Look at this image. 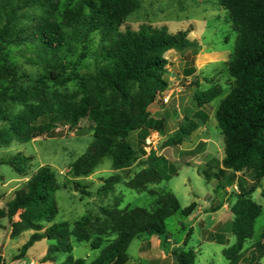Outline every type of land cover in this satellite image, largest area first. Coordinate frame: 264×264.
I'll list each match as a JSON object with an SVG mask.
<instances>
[{
	"label": "trees",
	"instance_id": "trees-1",
	"mask_svg": "<svg viewBox=\"0 0 264 264\" xmlns=\"http://www.w3.org/2000/svg\"><path fill=\"white\" fill-rule=\"evenodd\" d=\"M129 5V0H0L2 147H9L14 141L26 143L45 135L53 137L61 121L75 128L82 119H88L93 141L73 163L75 177L92 174L106 157L112 159L113 170L120 171L132 165L138 151L147 155L143 145L137 151L129 137L138 131L139 140L144 143L150 131H165L166 118H152L149 107L161 100L169 87L165 78L169 65L166 53L188 51L192 58L188 55L186 64L194 65L200 44L189 37L191 30L171 33L166 26L150 23L133 29L127 24ZM219 6L228 12L237 35L228 65L235 83L216 114L225 142L222 167L217 172L206 169L202 174L207 181L228 179L230 184H237L234 202L226 201L233 216L231 234L235 241L223 249V255L229 264H261L264 229L258 242L247 249L245 244L253 239L256 220L263 213V206L253 200L252 194L264 179V0H219ZM93 35L99 36L95 70L80 74ZM12 46L23 54L30 53L28 63L43 70L30 87L18 82L21 66L9 56ZM72 81L79 84V98L74 107L65 109L61 97L46 90L49 84L65 86ZM222 93L220 86H212L195 96L199 110L184 117L171 145L182 144L198 129L199 121H208L209 115L202 108ZM147 157L146 167L128 182V187L138 192H146L148 184L169 181L177 174L164 156L151 151ZM31 161L32 157L17 154L0 164H8L17 174L26 176ZM169 169L172 174L166 173ZM245 172L253 179L248 187L237 177V173ZM120 182L119 174L108 177L99 196L114 193ZM60 188L52 168L42 166L0 208V220H9L11 238L33 231L18 259L36 242L47 239L53 244L44 262L56 263L57 255L64 253L67 257L60 264H127V251L134 239L165 236L167 219L177 213L187 218L195 210L194 203L183 209L172 192H153L156 200L152 210L121 209L116 203L100 206L96 214L86 213L73 225L53 223L59 214L56 192ZM261 195L264 197V190ZM203 236L222 246L230 242L223 233L204 230ZM189 237L190 234L187 241ZM105 240L108 244L103 247ZM74 241L88 242L100 250L99 255L92 261L75 258ZM174 255L177 264H196L198 257L193 249L177 250Z\"/></svg>",
	"mask_w": 264,
	"mask_h": 264
},
{
	"label": "rangeland",
	"instance_id": "rangeland-1",
	"mask_svg": "<svg viewBox=\"0 0 264 264\" xmlns=\"http://www.w3.org/2000/svg\"><path fill=\"white\" fill-rule=\"evenodd\" d=\"M100 1V0H96ZM127 24L133 29L140 25L150 23L153 26H166L171 33L180 30H191L189 37L199 41L200 50L194 58V65L186 64L185 59L191 53L172 50L166 53L169 61L168 74L165 76L169 83L166 95H170V102L165 104L163 100H157L149 107L152 117L153 109H162L169 119L164 133L150 131L148 137L154 143L152 152L170 159L177 170L169 181L159 184H148L146 192H138L128 187V182L146 167L147 155L139 153V148L144 143L139 140L140 133H131L129 139L138 151L137 159L132 165L120 171H114L112 159L106 157L92 174L83 177H75L71 167L87 150L93 141L92 123L88 119H82L75 128L66 121L58 123L53 137L47 135L35 138L29 142H12L9 147L0 145V161L11 159L17 154L32 157L28 169V175L21 176L8 164H0V208L13 198L16 190L22 188L24 178L30 179L42 166H50L55 172L61 188L56 192V200L59 214L53 223L67 222L73 225L88 212L98 213L100 206H110L120 203V208L142 207L152 210L155 207V193L172 192L178 198L182 208L195 204L194 212L187 218L181 213L170 217L166 221L167 234L162 237L142 236L134 239L129 248V261L127 264H177L174 252L177 250L193 249L197 253L196 264H229L223 255V249L231 246L234 237L231 234L232 213L226 201L234 202L232 196L238 193L236 183L230 184L228 179L219 182L216 179L207 181L202 170L209 169L217 172L221 167L219 158L225 154L224 136L219 128L215 113L218 111L222 100L228 96L233 88L235 79L229 71V62L234 55L236 33L228 12L219 6V0H129ZM99 47V36L93 35L88 44V57L82 62L80 74L93 73L95 70V54ZM171 51V50H170ZM212 53L216 57L203 63L198 61L199 55ZM174 54V55H173ZM9 56L15 63L21 66L19 83L24 87L32 86L42 74V69L28 63L30 53L23 54L18 47L9 49ZM74 59V57H73ZM200 60V59H199ZM212 62V63H211ZM212 86H220L223 90L221 96L205 105L209 119L208 126L217 142L214 149V159L204 164H198L199 160H191L187 154L177 155V145H171V138L175 129L184 119V116H193L199 107L194 101L195 96L201 95ZM47 92L58 94L60 103L65 109L74 107L79 98V84L76 81L69 82L65 86H53L49 84ZM54 98V97H53ZM202 108V109H203ZM214 109V115H213ZM177 116H176V114ZM217 114V113H216ZM181 116L180 120L178 119ZM153 118V117H152ZM41 121H46L42 119ZM3 123H0V129ZM193 135V133H192ZM170 163V162H169ZM168 163V164H169ZM172 174V170L166 171ZM113 174L121 176V182L116 185L114 193L107 197L99 196L98 192L104 185L105 179ZM237 177L245 187L252 184L250 173H237ZM264 179L260 187L252 194V198L258 204L264 206ZM211 194V197L209 196ZM223 206L214 211L219 205ZM224 205H228L224 207ZM224 207V209H222ZM48 226V225H46ZM264 227V210L255 223V236L245 244V248L252 246L255 240L260 238ZM223 233L230 238L228 246H222L210 242L203 236V231ZM33 231H26L18 238L10 237V223L7 218L0 220V257L3 264H60L67 255L59 253L57 262H44L49 247L53 244L47 239L36 242L27 251V254L18 259L23 247L28 243ZM190 237L187 241V236ZM186 242V245H185ZM108 244L104 241L103 247ZM73 256L94 260L100 250L93 249L88 242L74 241ZM264 264V258L260 261Z\"/></svg>",
	"mask_w": 264,
	"mask_h": 264
},
{
	"label": "crops",
	"instance_id": "crops-1",
	"mask_svg": "<svg viewBox=\"0 0 264 264\" xmlns=\"http://www.w3.org/2000/svg\"><path fill=\"white\" fill-rule=\"evenodd\" d=\"M169 52L170 53H175V52H172V50L169 51ZM213 57H216V56H215V54H212V53L199 55L198 61L203 63V62L211 60V59L213 60ZM165 95H166V92H165ZM154 109H155V107H154ZM154 109H153V112H152V117L154 119H156V120L166 118V126H167V122L169 120L167 118V114H165L162 111V109H156L155 111H154ZM196 111L193 113V115L196 113ZM203 111L208 114L206 109L203 108ZM216 113H215V115H216ZM213 115H214V109H213ZM176 116H177V114H176ZM211 117H213L212 114L209 115V119H211ZM180 118H181V116L178 119L180 120ZM209 119L205 123L202 122V121H199V127H198V129L196 131L193 132V135L188 137L182 144L176 146L178 148V154L177 155L187 154V156L190 158L188 163H186L187 165L192 164V163H190L191 160L198 159L199 160L198 164H201V165L204 164V166H206L208 162H210V161H212L214 159L213 151H214V149L217 146L216 145L217 142H215L213 140L212 132L209 129V126H208ZM178 127H179V125L175 129V132L178 129ZM224 158H225V154L224 155L221 154L220 158L218 159L219 162H221V164H222ZM165 159L167 160L168 163L170 162L169 163L170 165H172V163H171L169 158L165 157ZM221 167H222V165H221ZM204 170H206V169H204ZM204 170H202L201 172H203ZM28 180H29V177L28 178H24L23 183L27 182ZM235 187H237V186L235 185ZM209 196L211 197V194ZM225 206L228 207V205H224V207ZM224 207L222 209H224ZM263 210H264V206H263ZM263 229H264V227H263ZM261 235H262V233H261ZM261 235H260V238L258 240H255V242H258L261 239ZM254 236H255V234H254ZM227 238L230 240L229 237H227ZM255 242H253L252 244H254ZM233 243H231V245ZM35 263H36V261H31L30 264H35Z\"/></svg>",
	"mask_w": 264,
	"mask_h": 264
},
{
	"label": "built area",
	"instance_id": "built-area-1",
	"mask_svg": "<svg viewBox=\"0 0 264 264\" xmlns=\"http://www.w3.org/2000/svg\"><path fill=\"white\" fill-rule=\"evenodd\" d=\"M170 95H165V93L163 94L162 100L165 104L170 102ZM154 143L152 142L151 138L147 137L146 141H145V145L143 146V149L145 150L146 154H150L152 149H153Z\"/></svg>",
	"mask_w": 264,
	"mask_h": 264
}]
</instances>
